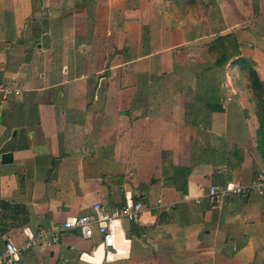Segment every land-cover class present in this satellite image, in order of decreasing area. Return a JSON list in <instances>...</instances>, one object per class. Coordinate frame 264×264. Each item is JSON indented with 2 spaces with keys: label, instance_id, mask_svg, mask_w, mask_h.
Returning a JSON list of instances; mask_svg holds the SVG:
<instances>
[{
  "label": "crops",
  "instance_id": "obj_1",
  "mask_svg": "<svg viewBox=\"0 0 264 264\" xmlns=\"http://www.w3.org/2000/svg\"><path fill=\"white\" fill-rule=\"evenodd\" d=\"M225 34L240 55L218 68ZM242 60L264 84V0H0V84L27 106L1 103L0 253L96 203H142L114 249L70 231L19 264H264V196L208 197L264 173Z\"/></svg>",
  "mask_w": 264,
  "mask_h": 264
},
{
  "label": "built area",
  "instance_id": "obj_2",
  "mask_svg": "<svg viewBox=\"0 0 264 264\" xmlns=\"http://www.w3.org/2000/svg\"><path fill=\"white\" fill-rule=\"evenodd\" d=\"M22 92V88L16 79L7 84H0V101H6L11 96ZM230 100V99H229ZM251 195L264 196V173H258L248 184L228 183L225 186L211 185L208 197L214 207H220L222 202L233 197H249ZM203 198L197 200L198 204ZM142 203H134L121 208L118 211L109 212L100 203L93 206V215L69 216L61 224L50 230H42L37 236L28 234V241L23 246L13 242H6L4 250L0 253V264H19L22 251L36 247L41 242L57 243L59 236L70 231H77L84 239L94 236L95 228L102 237L101 246L104 250L114 249L115 222L122 219L136 221L144 213Z\"/></svg>",
  "mask_w": 264,
  "mask_h": 264
},
{
  "label": "trees",
  "instance_id": "obj_3",
  "mask_svg": "<svg viewBox=\"0 0 264 264\" xmlns=\"http://www.w3.org/2000/svg\"><path fill=\"white\" fill-rule=\"evenodd\" d=\"M210 51L218 68H225L227 64L240 55L236 38L232 34L219 36L210 45ZM242 70L249 81L253 93V103L257 109L260 137L264 142V84L254 64L242 60Z\"/></svg>",
  "mask_w": 264,
  "mask_h": 264
},
{
  "label": "rangeland",
  "instance_id": "obj_4",
  "mask_svg": "<svg viewBox=\"0 0 264 264\" xmlns=\"http://www.w3.org/2000/svg\"><path fill=\"white\" fill-rule=\"evenodd\" d=\"M24 91V90H23ZM23 91L21 92V93H19V94H15V95H13L10 99H11V108L12 109H15V111H22V110H25V109H27V106L26 105H23V103H21L20 101H19V98L23 95ZM9 99V100H10ZM4 102V101H3ZM2 101H0V110H1V108H2V105H1V103H3ZM31 108V107H30Z\"/></svg>",
  "mask_w": 264,
  "mask_h": 264
},
{
  "label": "water",
  "instance_id": "obj_5",
  "mask_svg": "<svg viewBox=\"0 0 264 264\" xmlns=\"http://www.w3.org/2000/svg\"><path fill=\"white\" fill-rule=\"evenodd\" d=\"M13 160H14V155L11 152L4 153L1 155V163L3 165L11 164L13 163Z\"/></svg>",
  "mask_w": 264,
  "mask_h": 264
}]
</instances>
